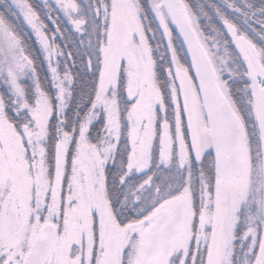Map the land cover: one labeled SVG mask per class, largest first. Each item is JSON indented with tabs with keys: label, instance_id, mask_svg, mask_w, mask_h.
<instances>
[{
	"label": "snow or ice",
	"instance_id": "6c2138e0",
	"mask_svg": "<svg viewBox=\"0 0 264 264\" xmlns=\"http://www.w3.org/2000/svg\"><path fill=\"white\" fill-rule=\"evenodd\" d=\"M0 264H264V0H0Z\"/></svg>",
	"mask_w": 264,
	"mask_h": 264
},
{
	"label": "trees",
	"instance_id": "16d2710c",
	"mask_svg": "<svg viewBox=\"0 0 264 264\" xmlns=\"http://www.w3.org/2000/svg\"><path fill=\"white\" fill-rule=\"evenodd\" d=\"M30 2H35V0H30ZM186 2L190 3L195 8L198 3H205L208 2V0H186Z\"/></svg>",
	"mask_w": 264,
	"mask_h": 264
}]
</instances>
